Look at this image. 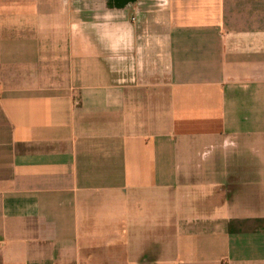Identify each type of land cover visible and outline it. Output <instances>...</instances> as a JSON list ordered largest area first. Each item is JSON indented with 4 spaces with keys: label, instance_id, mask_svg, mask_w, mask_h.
Returning <instances> with one entry per match:
<instances>
[{
    "label": "crops",
    "instance_id": "0c3cea01",
    "mask_svg": "<svg viewBox=\"0 0 264 264\" xmlns=\"http://www.w3.org/2000/svg\"><path fill=\"white\" fill-rule=\"evenodd\" d=\"M263 183L264 0H0V264H264Z\"/></svg>",
    "mask_w": 264,
    "mask_h": 264
},
{
    "label": "rangeland",
    "instance_id": "374dc122",
    "mask_svg": "<svg viewBox=\"0 0 264 264\" xmlns=\"http://www.w3.org/2000/svg\"><path fill=\"white\" fill-rule=\"evenodd\" d=\"M257 181V180H256ZM254 183H256V184H260V181H257V182H254ZM263 187H264V183H263ZM261 209V208H260ZM263 210H264V208H263ZM254 212V211H253Z\"/></svg>",
    "mask_w": 264,
    "mask_h": 264
},
{
    "label": "clouds",
    "instance_id": "9594fccd",
    "mask_svg": "<svg viewBox=\"0 0 264 264\" xmlns=\"http://www.w3.org/2000/svg\"><path fill=\"white\" fill-rule=\"evenodd\" d=\"M163 2L166 4L167 3V0H163Z\"/></svg>",
    "mask_w": 264,
    "mask_h": 264
},
{
    "label": "flooded vegetation",
    "instance_id": "af4514ba",
    "mask_svg": "<svg viewBox=\"0 0 264 264\" xmlns=\"http://www.w3.org/2000/svg\"><path fill=\"white\" fill-rule=\"evenodd\" d=\"M118 1H120V0H118ZM127 1H129V0H125V3H126Z\"/></svg>",
    "mask_w": 264,
    "mask_h": 264
}]
</instances>
